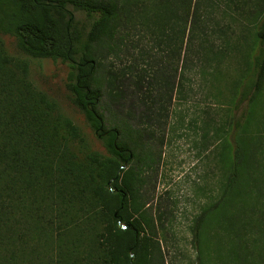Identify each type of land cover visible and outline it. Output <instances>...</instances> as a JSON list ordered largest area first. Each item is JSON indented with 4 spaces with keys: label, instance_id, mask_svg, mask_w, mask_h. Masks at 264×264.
<instances>
[{
    "label": "trees",
    "instance_id": "obj_1",
    "mask_svg": "<svg viewBox=\"0 0 264 264\" xmlns=\"http://www.w3.org/2000/svg\"><path fill=\"white\" fill-rule=\"evenodd\" d=\"M76 11L87 16V24L78 25ZM255 20L251 53L234 84L232 109L245 100L247 105L240 116L232 114L235 141L225 150V199L243 182L245 144L264 91V12ZM199 26L195 0H0V34L13 36L27 56L70 64V100L104 146V151L92 146L56 100L33 84L28 61L9 54L0 38V264H130L131 251L132 264H165L159 226L147 208L163 139L154 140L151 125L130 120L123 110L107 113L103 105L108 97L123 107L130 97L137 109L147 100L139 92L146 75L129 66L132 80L122 85L105 61L123 48L136 49L145 38L140 30H151L172 43L166 57L172 63L173 97L181 61ZM161 79L157 74L154 82L160 85ZM158 102L151 99L148 107L154 118ZM203 218L193 227L195 249ZM257 235L249 244L253 252L241 234L230 237L238 264H264L262 225Z\"/></svg>",
    "mask_w": 264,
    "mask_h": 264
},
{
    "label": "rangeland",
    "instance_id": "obj_2",
    "mask_svg": "<svg viewBox=\"0 0 264 264\" xmlns=\"http://www.w3.org/2000/svg\"><path fill=\"white\" fill-rule=\"evenodd\" d=\"M195 2L200 26L181 61L173 97L172 63L166 57L172 53V43H165L151 30L146 32L140 27L145 38L137 48L129 52L123 48L118 55H109L105 62L121 76L122 85H129L132 80L129 66L138 74H145L139 92L147 100L145 103L140 100L137 109L130 97L122 103L124 108L112 104L108 97L103 105L107 113L108 109L116 113L123 110L130 120L145 127L151 125L154 140L163 139L160 163L154 174L155 188L147 208L159 226L165 264H238L232 256L235 246L230 237L241 234L244 246L253 252L249 244L258 236V225L264 230V182L255 181L264 179V137L261 136L264 91L257 99L255 118L245 144L248 161L244 165L243 182L229 199L223 194L227 176L225 150H231L230 143L235 141L232 114L240 116L247 105L245 100L232 109L236 96L234 84L251 53L253 24L264 12V0ZM74 15L80 20L79 26L88 23L85 14L76 11ZM0 38L9 54L28 61L33 84L56 100L60 110L82 129L95 149L104 151L100 133L90 127L83 112L70 100V64L27 56L18 49L13 36L0 34ZM123 72L127 74L123 76ZM157 74L163 79L160 85L154 82ZM151 99L159 101L155 118L149 115ZM104 124L110 127L112 122ZM202 215L203 232L199 248L195 249L193 227ZM234 220L241 223L236 225Z\"/></svg>",
    "mask_w": 264,
    "mask_h": 264
},
{
    "label": "water",
    "instance_id": "obj_3",
    "mask_svg": "<svg viewBox=\"0 0 264 264\" xmlns=\"http://www.w3.org/2000/svg\"><path fill=\"white\" fill-rule=\"evenodd\" d=\"M127 165V163L125 164V166ZM119 175H120V172H118V174H117V176H116V178H118L119 177ZM113 182V180H111L110 182H109V184H111ZM112 191H115L114 189H112ZM120 226L122 227V228H130L128 225H124V224H120ZM134 258H135V255L132 253V251H131V263L130 264H132V261L134 260Z\"/></svg>",
    "mask_w": 264,
    "mask_h": 264
}]
</instances>
